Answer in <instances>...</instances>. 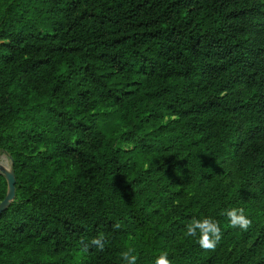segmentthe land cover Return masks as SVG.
Wrapping results in <instances>:
<instances>
[{"label":"trees","instance_id":"trees-1","mask_svg":"<svg viewBox=\"0 0 264 264\" xmlns=\"http://www.w3.org/2000/svg\"><path fill=\"white\" fill-rule=\"evenodd\" d=\"M2 152L0 264H264V0H0Z\"/></svg>","mask_w":264,"mask_h":264},{"label":"clouds","instance_id":"clouds-1","mask_svg":"<svg viewBox=\"0 0 264 264\" xmlns=\"http://www.w3.org/2000/svg\"><path fill=\"white\" fill-rule=\"evenodd\" d=\"M175 119L176 117H172ZM226 215L229 220V225L232 228H239L247 231L252 226V220L245 213L243 207H233L221 213ZM115 229H120L119 222L113 225ZM184 235L186 237L196 238L199 246L205 251H215L217 245L222 239V229L218 220L211 216L203 218L193 217L187 224ZM106 239L103 233L99 236L92 238L91 245L103 250L106 244ZM121 259L124 264H137L138 255L133 247H128L121 253ZM154 264H174V261L169 258V251L162 250L156 256Z\"/></svg>","mask_w":264,"mask_h":264},{"label":"water","instance_id":"water-1","mask_svg":"<svg viewBox=\"0 0 264 264\" xmlns=\"http://www.w3.org/2000/svg\"><path fill=\"white\" fill-rule=\"evenodd\" d=\"M0 173L4 176L7 185L5 196L0 201V215H1L7 209V207L15 197V188H14L15 179L11 167L9 169H6L2 167L0 164Z\"/></svg>","mask_w":264,"mask_h":264},{"label":"rangeland","instance_id":"rangeland-1","mask_svg":"<svg viewBox=\"0 0 264 264\" xmlns=\"http://www.w3.org/2000/svg\"><path fill=\"white\" fill-rule=\"evenodd\" d=\"M122 146L124 148H127V145H125V144H122ZM0 155H1L0 156V160H1V158H4L6 163H7L8 169H9L10 168V163H11L10 159H9V155L7 153H5V152H2Z\"/></svg>","mask_w":264,"mask_h":264},{"label":"bare ground","instance_id":"bare-ground-1","mask_svg":"<svg viewBox=\"0 0 264 264\" xmlns=\"http://www.w3.org/2000/svg\"><path fill=\"white\" fill-rule=\"evenodd\" d=\"M0 164H1L2 167L8 169L7 163H6V161H5L4 158H1V160H0Z\"/></svg>","mask_w":264,"mask_h":264}]
</instances>
